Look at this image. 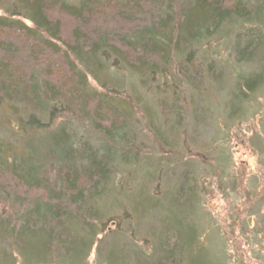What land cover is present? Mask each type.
I'll return each instance as SVG.
<instances>
[{"label": "trees", "instance_id": "trees-1", "mask_svg": "<svg viewBox=\"0 0 264 264\" xmlns=\"http://www.w3.org/2000/svg\"><path fill=\"white\" fill-rule=\"evenodd\" d=\"M0 11V35L19 34L0 38V264H12L9 251L20 264L38 256L43 264L84 261L93 242L88 220L107 193L102 186L133 148L126 132L133 110L119 97L126 87L116 74L129 76V84L147 81V90L174 102L170 77L181 76L182 92L189 85L194 94L206 92L213 67L199 77L187 65L205 41L219 40L238 60L260 65L237 82L240 102L264 88V0H0ZM246 26L258 34L244 38ZM77 121L95 129L93 145L90 134L79 140L71 133ZM188 199L184 190L175 200L188 210L185 226L169 230L156 264L185 262L202 246L203 234L193 223L186 227ZM109 220L119 229L130 221Z\"/></svg>", "mask_w": 264, "mask_h": 264}, {"label": "rangeland", "instance_id": "rangeland-1", "mask_svg": "<svg viewBox=\"0 0 264 264\" xmlns=\"http://www.w3.org/2000/svg\"><path fill=\"white\" fill-rule=\"evenodd\" d=\"M245 28L244 38L259 32L254 26ZM235 35L232 32L231 41ZM18 36L4 32L0 38ZM213 41H205L196 50L200 55L187 65L197 69L199 77L206 76L208 65L213 67L215 81L210 79L206 92L197 88L194 94L190 85L182 92L181 76L170 77L174 102L172 95L147 90V81L129 84V76H114L126 87L119 97L133 110L126 119L133 148L127 165L118 166L102 186L107 193L98 201L96 218L88 220L87 236L93 242L80 264H156L155 251L168 242L169 230L185 226L181 216L186 217L188 210L175 205L184 190L189 198L184 202L190 201L192 208L186 227L193 223L203 242L200 250L178 264H264V88L241 95L240 102L236 87L260 65L238 60L231 45L225 48L221 41ZM260 62L264 64V59ZM120 112L121 117L127 111ZM69 130L79 140L90 134L92 145L99 138L87 123L70 122ZM5 142L9 144V137ZM122 215L130 221L114 228L109 219ZM78 237L85 239L83 234ZM11 253L7 260L20 264L16 252ZM79 253L82 256L83 251ZM29 261L33 262L24 264L45 260L38 256Z\"/></svg>", "mask_w": 264, "mask_h": 264}, {"label": "bare ground", "instance_id": "bare-ground-1", "mask_svg": "<svg viewBox=\"0 0 264 264\" xmlns=\"http://www.w3.org/2000/svg\"><path fill=\"white\" fill-rule=\"evenodd\" d=\"M89 207H90V206H89ZM93 212H95V213H96L97 211L93 209Z\"/></svg>", "mask_w": 264, "mask_h": 264}]
</instances>
